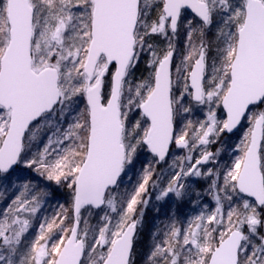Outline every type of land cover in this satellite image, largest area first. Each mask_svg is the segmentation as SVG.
Returning a JSON list of instances; mask_svg holds the SVG:
<instances>
[{"label":"snow or ice","instance_id":"obj_1","mask_svg":"<svg viewBox=\"0 0 264 264\" xmlns=\"http://www.w3.org/2000/svg\"><path fill=\"white\" fill-rule=\"evenodd\" d=\"M0 264H264V0H0Z\"/></svg>","mask_w":264,"mask_h":264},{"label":"trees","instance_id":"obj_2","mask_svg":"<svg viewBox=\"0 0 264 264\" xmlns=\"http://www.w3.org/2000/svg\"><path fill=\"white\" fill-rule=\"evenodd\" d=\"M55 199H56V200H59V202H61V203H64L65 200H66V197H65V195H64L63 193L57 192V193L55 194ZM53 203H55V200L53 201ZM49 211H51V209H49ZM152 215H153L152 212L149 211V212L146 213V216H145V220H146V225H147V227H146V229H145V234H144V236L142 237L144 243H147L148 227L151 226ZM141 247H143V246H141Z\"/></svg>","mask_w":264,"mask_h":264}]
</instances>
